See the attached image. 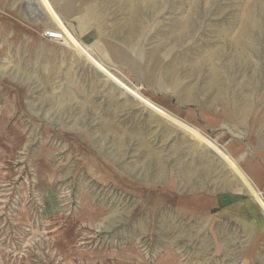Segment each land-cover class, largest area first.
I'll return each instance as SVG.
<instances>
[{"label":"rangeland","instance_id":"1","mask_svg":"<svg viewBox=\"0 0 264 264\" xmlns=\"http://www.w3.org/2000/svg\"><path fill=\"white\" fill-rule=\"evenodd\" d=\"M234 115L264 122V0H0V264H264L208 204L246 191Z\"/></svg>","mask_w":264,"mask_h":264},{"label":"crops","instance_id":"2","mask_svg":"<svg viewBox=\"0 0 264 264\" xmlns=\"http://www.w3.org/2000/svg\"><path fill=\"white\" fill-rule=\"evenodd\" d=\"M206 129L226 153L224 158L230 160L237 172L238 183L246 190L232 194L216 193V199L210 198L208 204L219 207L213 218L233 222L254 221V233L264 231V122H260L256 116L250 120L234 115L231 121L218 119L215 124L207 123ZM199 137L200 134H197L196 138ZM201 140L214 145L205 135H202ZM240 172L243 174V179L240 177ZM259 223L262 227L258 225ZM129 251L133 252V249ZM124 255L135 257L128 253ZM106 264L145 263L143 259L127 258L107 261Z\"/></svg>","mask_w":264,"mask_h":264},{"label":"built area","instance_id":"3","mask_svg":"<svg viewBox=\"0 0 264 264\" xmlns=\"http://www.w3.org/2000/svg\"><path fill=\"white\" fill-rule=\"evenodd\" d=\"M55 32H57L56 30H53ZM46 38L49 39V40H53V41H60L61 40V36L62 34H58L56 35L55 33H46ZM55 36H59V38L55 37Z\"/></svg>","mask_w":264,"mask_h":264},{"label":"bare ground","instance_id":"4","mask_svg":"<svg viewBox=\"0 0 264 264\" xmlns=\"http://www.w3.org/2000/svg\"><path fill=\"white\" fill-rule=\"evenodd\" d=\"M51 33H55L56 35H58V34H62V33H57V32H51ZM55 37H57V38H59V36H55ZM63 35L61 36V40H63Z\"/></svg>","mask_w":264,"mask_h":264}]
</instances>
